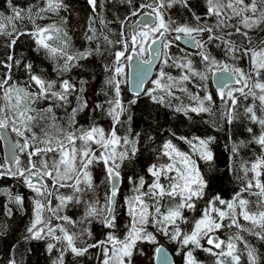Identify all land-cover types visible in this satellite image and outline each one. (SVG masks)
Instances as JSON below:
<instances>
[{
  "label": "snow or ice",
  "instance_id": "1",
  "mask_svg": "<svg viewBox=\"0 0 264 264\" xmlns=\"http://www.w3.org/2000/svg\"><path fill=\"white\" fill-rule=\"evenodd\" d=\"M122 2L128 5L129 12L120 20L121 31L118 38L112 40L109 35L100 32L104 42L112 47L109 52L110 62L102 65L106 74L105 85L111 92L110 98L105 101L107 115L112 121V127L108 131L94 122L88 127L79 124L77 115L88 108V102L79 95L76 97L77 106L73 107L70 113L66 112L67 126L57 122L54 108L66 110V106L70 103L69 96L76 91L83 93L85 81L81 80V87L77 89L76 84L69 79H62L57 90V80H47L42 75L33 73V66L26 63L22 66L29 74L28 82L20 86L13 82L12 69L21 66V60L14 59L11 54L6 60H0V66L6 69L5 73L0 75V130L10 128L11 132L20 138L12 146L10 165L5 167V164H0V176L19 177L34 193L33 218L26 229L29 234L27 238L36 240L49 238L55 241L56 243H47L49 253L56 248L57 243L61 245L59 255L52 264H64L65 253H71L79 258L84 257L90 249L100 250L102 257L100 264H133L134 252L139 241L157 243L156 236L148 231V225L151 224L171 241L181 245L182 250L188 249L184 255V264H199L192 248L188 246L201 248V241L204 239L212 246L204 250L216 257V264H240L241 252L238 243L243 244L248 264H258L257 249L241 233H248L264 242V182L260 179L264 175V154L250 162V166L248 164L242 166L244 176L240 179L244 187L235 196L225 200L217 194L206 199L200 218L188 221L182 210L195 209L196 201L205 198L208 181L202 175L197 160L192 154L181 151L171 141H167L163 144L160 154L161 157H166L167 161L160 163L158 159L157 163L147 168L151 182L146 181L144 176H140L138 181L128 177L133 184L134 193L126 200L129 223L125 226L123 239L112 230L117 228L116 204L119 183L122 180V165L138 152L137 141L130 139L129 135H119L117 127L123 123L122 118L126 116L130 106L137 103L136 99H131L125 104L121 97L120 77H127L125 69L131 67L130 62L133 59L132 55L126 53H136L142 61L135 65L136 95H148L151 99L163 103L167 96L175 97L174 89L179 88L187 92L188 89L183 86V82L190 80L192 76L199 77L201 82L207 78L204 72L193 67L190 59L177 58L170 54L169 50L173 43L183 38L186 44H191L199 50L201 62L205 64L206 70L210 66H218L217 71L220 73L218 83L221 87L217 94L225 106L223 116L228 123H232L237 118L236 93L245 99L251 96L254 104L256 101L259 102L258 110L264 113V39H253L249 35V30L264 28V0H206V15L215 17L214 25L202 23L201 17L195 13H193L195 24L178 23L170 17L165 18L167 9L175 4L188 7L189 0H143L138 4L134 3V0H122ZM87 4L91 7L93 15L88 17V32L92 34H86V39L92 41L98 39L95 22L98 20L102 28H107V23L96 14L97 8H102L103 4H98V0H87ZM65 7L63 0H47L46 6L37 10L36 17H40L43 12H57ZM22 11L13 8V15L7 19L10 21L24 19ZM31 11L29 9L28 18L33 21L34 30L28 34L36 37L37 45L51 58L63 61L55 69L58 74L70 71L76 66L75 61L87 59L94 54L93 50L70 54L67 50V41L63 46L54 47L50 41L57 38L61 29L55 24L47 26L35 24ZM137 15H142L144 18L129 32L128 29L132 28V25L126 22ZM225 29L232 31L225 32ZM0 33L11 37L9 48L17 43L19 36L24 35L15 28L12 32H7L4 23H0ZM205 33L208 34L207 42L202 39V34ZM234 34L243 37L247 42L238 46L236 40L232 38ZM64 35L67 36V33L65 32ZM213 40L220 42L218 47L223 45L226 55L233 61L247 57L249 70L246 72L240 67L221 63L208 53L206 44ZM94 51L103 55L99 44ZM145 53L148 54V58H145ZM153 58L163 59L165 65L171 60L175 67L185 70V74L177 78L161 68L157 78L151 81L155 88H144L141 93L140 87L150 71ZM229 82H233L236 87H229ZM33 85L35 91L32 90ZM200 86L203 87V84L201 83ZM157 89L163 95L159 97L155 95ZM190 99L194 102V106L189 105L183 109L185 114L189 111L197 114L212 113L210 106L213 100L212 94H205L203 97L199 94H190ZM41 100L50 103L46 108L38 109L35 105ZM206 101L209 103L206 104ZM95 107L102 109L104 105L97 104ZM245 115L261 126L259 135H253V141L264 148V116H258L257 109L252 106L245 108ZM127 119L131 120V116ZM43 121L47 123L40 130L42 134H38L34 131V127L38 122ZM247 131L252 133L253 129L248 128ZM3 135L6 137L7 133ZM181 139L188 143L198 159L213 161L210 147L213 137L207 139L182 137ZM231 151L235 154L238 147L234 144ZM20 154L24 156L23 162ZM96 164L102 166L104 183L109 189L103 204L94 196L84 199L88 193L95 192L92 167ZM249 173L253 174L251 178H248ZM61 188L71 189V194H59ZM253 188L259 190L256 195L260 197L255 204L241 195ZM8 195L10 201L23 207V196L19 194L13 196L10 192ZM177 198H179L178 203H176ZM53 199L59 201L54 207ZM165 199L170 202L167 207L162 204ZM69 203L84 205L83 216L79 221L63 214ZM11 214L9 209L7 215ZM240 218L248 222V226L242 225ZM93 220L99 221L109 230L105 239L91 241L92 232L84 225ZM225 220L229 221L226 225ZM178 221L191 223L190 230H183ZM77 224L80 227L75 230ZM222 227L229 229L234 227L237 231L223 240L215 236L216 231ZM155 254L160 264H172L162 246L155 248ZM8 264H18V262L13 257L8 260Z\"/></svg>",
  "mask_w": 264,
  "mask_h": 264
},
{
  "label": "trees",
  "instance_id": "2",
  "mask_svg": "<svg viewBox=\"0 0 264 264\" xmlns=\"http://www.w3.org/2000/svg\"><path fill=\"white\" fill-rule=\"evenodd\" d=\"M46 2L47 0H0V23L5 24L7 32H12L13 28H15L17 32L24 33V35L19 36L17 43L11 48L8 47L11 37L0 33V60H6L9 54L13 55L14 59L21 60V66H16L12 69L13 82L20 86H24L28 82L29 74L22 66L26 63H30L33 66V73L42 75L47 80H57V90L59 81L62 79H69L70 82L76 84L77 89L81 87L80 81H85L83 93L76 91L69 96L70 103L66 106V110L65 108H54L58 118L57 122L65 127L67 126L66 112L70 113L71 109L77 106L76 97L79 95L88 102V108L77 115L79 124L88 127L94 122L108 131L112 127V121L111 117L107 115V104L105 101L110 98L111 92L105 85L106 74L102 65L110 62L111 57L109 52L112 50V47L104 42L103 37L100 36V32L102 31L105 35H109V38L112 40L117 39L121 31L120 20L128 15L129 12L128 5L123 3L122 0H98V4H103V7H98L96 14L105 20L107 28H102L97 20L95 27L98 39L89 41L86 39V34L91 35L92 33L88 32V17L93 15V13L91 7L87 4V0H63V3L66 5L65 8H61L57 12H43L40 14V17H36L37 10L44 8ZM140 2H143V0H134L136 4ZM13 8L23 10L22 14L25 18L22 20H8L7 18L13 15ZM29 9L32 10L30 14L35 19V24L40 26L55 24L61 29L60 33L57 34V38L50 41L54 47L63 46L64 42L67 41V50L70 54L74 55L77 52L87 50H93L94 54L87 59L75 61L76 66L72 67L70 71L58 74L55 69L63 61L51 58L43 48L37 45L36 37L28 34L34 30L33 21L28 18ZM206 11V0H189L188 7L175 4L172 8L167 9L165 18L168 19L170 17L178 23L189 22L195 24L193 17V13H195V15L201 17L202 23L214 25L216 23L215 17H208ZM134 19L135 17H131L126 23L130 24ZM227 31L232 30L225 29V32ZM65 32L67 36L64 35ZM202 35H205L203 40L207 42L208 34ZM249 35L253 39H264V28L249 30ZM232 38L236 40L238 46L241 43L247 42L238 34H234ZM219 43V41L215 40L207 43V52L221 63L240 67L246 72L249 70L250 65L247 57L233 61L230 56L226 55L222 44L219 47L217 46ZM98 44L101 47L103 55L96 54L94 51ZM116 47L118 48L119 45ZM169 51L174 57H186L190 59L193 67L198 71L204 72L207 78L201 82L199 77L192 76L190 80L183 82V86L188 89L187 92L181 91L179 88L174 89L175 97L167 96L164 102L160 103L157 100L151 99L148 95L142 94L139 97L130 95L127 88V77H120L122 81L121 97L123 102L127 104L129 100L136 99L137 103L130 106L128 113L122 118L123 123L117 126L119 129L118 134L121 136L129 135L130 139L137 141L136 147L138 149L137 155L132 157L131 160L125 161L121 170V187L117 194L116 204L117 228L112 230L121 239L125 234V226L129 223L126 200L134 194L133 184L128 180V177H132L133 180L138 181L140 176H144L146 181L151 182L147 168L151 164L157 163L158 159L160 163L167 161L166 157H161L160 155L165 142L171 141L181 151L192 154L193 158L197 160L202 175L208 181L205 198L196 201L195 209L186 208L182 210L183 215L188 221L200 218L206 199L217 194L225 200H230L235 196L244 187L240 179L244 176L242 166L245 164L250 166V162L264 154V148H261L259 144L253 141V135H259L261 126L258 123L252 122L245 115V108L252 106L257 109L258 116H264V113L258 110L260 107L259 102L256 101L254 104L251 96L245 99L236 93L238 97V105L235 109L237 118L232 123H228L223 116L225 106L213 90L210 80L211 71L218 66H210L206 70L205 64L201 62L199 50H186L177 41L173 43ZM237 55H240V53H237ZM145 58H147V53H145ZM161 68L173 77L179 78L185 74V70L175 67L173 61L170 60L165 65L163 64V59H160L153 79L157 78ZM5 71L6 69L0 66V75H3ZM125 71L127 73V67ZM201 83L203 87L200 86ZM146 88H155V85L149 82ZM32 90L35 91L34 85ZM190 94H199L201 97L205 94H212L213 100L210 102L212 113L197 114L189 111L188 114H185L183 109L189 105L194 106V102L190 99ZM155 95L159 97L163 93L157 89ZM49 103L50 101L41 100L35 107L43 109ZM205 103L208 104L209 102L206 101ZM97 104H103L104 107L97 109L95 107ZM128 116H131V120L127 119ZM46 123L47 121L38 122L34 127V131L42 134L40 130ZM248 128H252L253 132L249 133L247 131ZM11 134L16 142L20 140L19 137H16L15 133L11 132ZM182 137L188 139H192L193 137H200L202 139L213 137L214 140L210 146L213 152V161L206 162L198 159L188 143L184 139H181ZM234 144L238 147V151L235 154L231 151ZM20 158L23 162V154H20ZM0 164H5L1 146ZM5 167H7L6 164ZM92 175L95 192L88 193V195L84 196V199L87 200L94 196L103 204L109 189L104 183L105 176L102 166L99 164L94 165L92 167ZM252 175V173H249L248 178H251ZM260 179L264 182V175ZM9 192L13 196L19 194L24 197L23 207L10 201ZM258 192V189L253 188L249 192L241 193V195L252 204H255L260 199L256 195ZM59 194L70 195L71 189L61 188ZM33 196L34 193L24 184L21 178L11 175L0 176V264H8V260L13 257L17 260L18 264L21 261L22 264H52V261L59 255L61 245L58 243L51 253L47 251V243H56L55 241L49 238L44 240L27 238L29 234L26 229L30 226L33 218ZM178 202L179 198H177L176 203ZM57 203L59 201L53 199V207ZM162 204L167 207L170 202L165 199L162 201ZM220 207L223 208L224 206ZM9 209H11L12 213L10 216L7 215ZM83 212V204L69 203L64 209L63 214L70 216L73 220L79 221L83 216ZM228 222V220H225L224 224L226 225ZM178 223H180V227L185 231L190 230L192 226L191 223L185 224L179 221ZM240 223L248 226V222L242 218H240ZM79 227L80 225L77 224L75 230H78ZM84 227H87L92 232V242L105 239V235L109 231L96 220L86 223ZM169 228H171V225H169ZM148 231L156 236L157 243L153 244L147 240L139 241L134 252L133 264H154V251L158 244H164L170 249L175 257V264H184V255L188 250L187 248L182 250L181 245L171 241L151 224L148 225ZM236 231L234 227L231 229L222 227L216 233L219 234L221 239L226 240L229 235L234 234ZM241 234L257 249L258 264H264V242L249 234ZM201 244V248H193L191 245L188 248H192L193 255L199 264H216V257L204 250L210 247L206 239L202 240ZM241 245L242 243H238V249L241 252L240 264H248V259H246L247 261H243L246 258V254L243 252ZM213 251L219 250L213 249ZM101 259L99 249H90L84 257L79 258L71 253H65L64 264H100Z\"/></svg>",
  "mask_w": 264,
  "mask_h": 264
},
{
  "label": "water",
  "instance_id": "3",
  "mask_svg": "<svg viewBox=\"0 0 264 264\" xmlns=\"http://www.w3.org/2000/svg\"><path fill=\"white\" fill-rule=\"evenodd\" d=\"M143 18L144 17L142 15H137L135 17V19L130 23V25H132V28L128 29V31L129 32L132 31L140 23V21L143 20ZM204 36L205 35H202V39L204 38ZM177 43L181 47H183L184 49L189 50V51H194L196 49V48L192 47L191 44H186L185 40L183 38L181 40L177 41ZM128 55H132V57H133L132 61L130 62L131 67H127V74H128L127 75V88H128V92L132 96L139 97L140 95L139 96L136 95V92H137V74H136L135 65L138 62L142 63V61L140 60V57H138L136 55V53L129 52ZM147 58H148V54H147ZM159 63H160V59H155V58L152 59L150 71H148L146 77L144 78V83L140 87L141 93L143 92V89L146 88V86L149 84V82H151L152 78L154 77L155 70L158 67ZM219 75H220V73L217 71V68L213 69L211 71V75H210L211 85H212L216 94L218 92V89L221 87V85L218 83V76ZM233 86H236V85H234L233 82H229V87H233ZM5 132L7 133L6 137L3 135ZM15 143H16V141H15L14 137L12 136L9 129L0 130V146H1V151H2L3 161L5 162L7 167L11 163V149ZM120 187H121V182L119 183V189H120ZM215 236H218L221 239L219 234L215 233ZM158 246L163 247L164 251L167 252V254H168L169 260L172 262V264H175V257L173 256L170 249L167 246H165L164 244H158L156 247H158ZM210 247H212V246H210ZM154 264H160L159 259L157 258L156 254H155V251H154Z\"/></svg>",
  "mask_w": 264,
  "mask_h": 264
},
{
  "label": "rangeland",
  "instance_id": "4",
  "mask_svg": "<svg viewBox=\"0 0 264 264\" xmlns=\"http://www.w3.org/2000/svg\"><path fill=\"white\" fill-rule=\"evenodd\" d=\"M153 78H154V77H153ZM153 78H152V80H153ZM152 80H151V81H152ZM246 234H248V233H246ZM246 234H245V235H246ZM122 239H123V238H122ZM208 246H209V245H208ZM241 246H242V249H243V244H242ZM243 252H244V251H243ZM244 253L246 254V252H244ZM246 259H248L247 254H246V258H245V260H243V261H247Z\"/></svg>",
  "mask_w": 264,
  "mask_h": 264
},
{
  "label": "flooded vegetation",
  "instance_id": "5",
  "mask_svg": "<svg viewBox=\"0 0 264 264\" xmlns=\"http://www.w3.org/2000/svg\"><path fill=\"white\" fill-rule=\"evenodd\" d=\"M213 88V87H212ZM214 90V89H213Z\"/></svg>",
  "mask_w": 264,
  "mask_h": 264
}]
</instances>
